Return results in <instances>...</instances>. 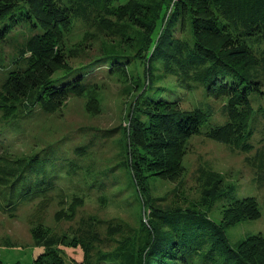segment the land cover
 I'll use <instances>...</instances> for the list:
<instances>
[{"label": "trees", "instance_id": "obj_1", "mask_svg": "<svg viewBox=\"0 0 264 264\" xmlns=\"http://www.w3.org/2000/svg\"><path fill=\"white\" fill-rule=\"evenodd\" d=\"M78 26L99 30L96 38L113 35L130 43L128 49L69 64L64 39ZM132 27L139 28V34L130 33ZM22 28L28 34L4 62L2 42ZM145 59L158 63L174 80L156 84L150 74L145 83L140 81L144 89L135 100L123 140L126 159L120 163L122 173L133 177L128 183L133 191L143 189L150 169L166 179L173 174L179 162L174 154L191 136L204 135L249 153L255 150L260 117L264 139V106L254 105L255 97H264V0H0V210L12 215L22 203L39 198L30 216L37 224L32 238L39 253L29 263L71 264L62 247L79 246L82 259L75 264H264V238L259 234L233 248L224 224L205 211L158 207L153 199L146 202L148 213L137 228L93 215H82L71 236H57L43 227L53 195L62 206L68 203L54 219L71 221L92 191L104 193L100 174L107 178L119 166L101 169L100 174L86 169L83 180L67 193L57 185L59 179L76 177L81 166L56 153L58 141L16 156L3 140L20 135V121L35 118L34 111L54 112L70 96L93 103L99 67L112 75L133 60ZM90 145L92 141L81 142L73 152L83 157ZM255 156L262 161L264 150H256ZM99 196L101 202L106 200L104 194ZM228 204L235 209L229 211L232 220L260 215L255 197L230 199L226 208ZM115 236L123 240L112 250L92 247ZM0 264L24 263L0 259Z\"/></svg>", "mask_w": 264, "mask_h": 264}, {"label": "rangeland", "instance_id": "obj_2", "mask_svg": "<svg viewBox=\"0 0 264 264\" xmlns=\"http://www.w3.org/2000/svg\"><path fill=\"white\" fill-rule=\"evenodd\" d=\"M125 1L119 0L121 3ZM134 31L139 34L140 29H129L130 33ZM97 33L99 30L94 32L78 26L64 39L69 64H77L98 53L116 52L120 47L124 49L123 52L127 51L130 43L125 44V41H119L113 35L96 38ZM27 34L22 28L2 42L4 62L15 43L21 42ZM129 40L132 42L131 38ZM152 65L146 59L133 60L127 66L118 68L119 72H112V75L102 71L104 67H99L95 71V78L100 85L93 103L83 97L70 96L54 112L34 111L31 114L38 113L35 118L20 121V135L11 134L9 140H3V145L8 144L9 153L16 156L33 153L58 141L56 153L75 162L78 160L81 166V169H77L76 177L59 179L57 185L67 193L74 190V183L83 180L86 169L100 174L101 169L119 166L107 178L100 174L106 186L104 193L92 191L71 221L54 219L55 213L61 208L66 209L68 203L62 206L58 202L59 196L53 195L42 222L43 227L57 236L66 233L71 236L70 231L76 229L82 215H93L103 219H119L137 228L141 218L148 213L146 202L153 199L158 207L168 204L166 208L193 207L205 211L213 221L224 224L229 245L233 248L249 235L259 234L264 238V157L262 161L257 156L253 157L256 150H264L263 135L259 131L263 123L260 117L255 126V150L244 153L204 135H194L187 138L174 154L179 162L175 166L176 171L166 175L167 179L150 169L143 178L142 190L133 191L134 185L128 184L133 177L130 173H122L124 169L120 163L126 159L123 140L129 130L135 100L144 89L140 81L145 83L150 74L156 79V84L171 83L172 78L174 80L173 76L159 69L158 63ZM258 103L264 106V97H255V107ZM90 104L93 106L90 107ZM182 104L184 107L189 106V102ZM2 115L0 111V121ZM107 130H110V135L106 139L104 135ZM89 141H92V146H89L83 157L74 154L75 145L81 142L88 144ZM113 174L118 175V179L114 180ZM117 190L119 195L114 196ZM100 194H104V202L99 200ZM247 196L257 199L259 217L232 220L233 214L229 211L235 212V209L231 210L233 206L229 204L226 208L227 202ZM38 199L22 203L12 215L0 210V259L3 262L21 260L24 264H31V257L39 253L32 238V229L37 224L30 220L39 203ZM122 240V236H115L103 246L97 242L91 243L93 248L108 251L120 245ZM62 250L66 261L70 260L68 263L81 261L82 249L79 246H64Z\"/></svg>", "mask_w": 264, "mask_h": 264}]
</instances>
